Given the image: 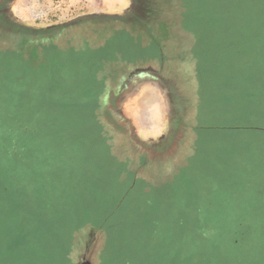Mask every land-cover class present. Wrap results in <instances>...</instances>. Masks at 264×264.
<instances>
[{"label":"rangeland","instance_id":"374dc122","mask_svg":"<svg viewBox=\"0 0 264 264\" xmlns=\"http://www.w3.org/2000/svg\"><path fill=\"white\" fill-rule=\"evenodd\" d=\"M0 51V264H264V0H0ZM145 64L186 96L138 137Z\"/></svg>","mask_w":264,"mask_h":264},{"label":"crops","instance_id":"0c3cea01","mask_svg":"<svg viewBox=\"0 0 264 264\" xmlns=\"http://www.w3.org/2000/svg\"><path fill=\"white\" fill-rule=\"evenodd\" d=\"M164 17L166 16L164 15ZM177 22L176 20L175 24L178 27ZM160 23L162 26L159 25ZM170 25L168 20L166 23L165 21H159L155 25L136 27L134 33L142 36L144 47L147 44H152V35L158 37L163 45L166 44L165 37L167 38L168 34H173L174 27ZM174 33L176 38H178L179 34L175 30ZM168 42L170 45L172 44V40H168ZM162 45L158 46L161 48ZM165 72L164 67L155 69L145 64L136 67V69L128 73H124V79L118 82L119 87H121V93L117 94L114 102L122 110H119L120 113L127 119L134 116L136 125L135 136L139 137L140 132L145 135L158 132L166 124L167 113L172 111V107H176V101L186 96L183 84L178 82L183 72H174L175 78L173 80L167 79ZM112 74L113 76L117 75L116 80L122 75L121 72ZM134 92L137 96L132 95ZM103 100L105 101V110H111L106 93Z\"/></svg>","mask_w":264,"mask_h":264},{"label":"trees","instance_id":"16d2710c","mask_svg":"<svg viewBox=\"0 0 264 264\" xmlns=\"http://www.w3.org/2000/svg\"><path fill=\"white\" fill-rule=\"evenodd\" d=\"M5 52H7V51H5ZM0 53H3V52L0 51ZM5 61H6V59H5V60H4V59L0 60L1 63H4ZM26 79H27V78H26ZM0 110H1V109H0Z\"/></svg>","mask_w":264,"mask_h":264}]
</instances>
